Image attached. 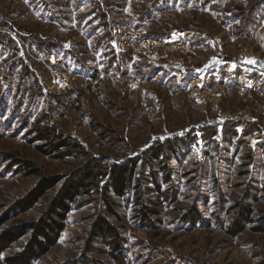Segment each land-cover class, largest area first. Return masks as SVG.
<instances>
[{"label": "rangeland", "instance_id": "1", "mask_svg": "<svg viewBox=\"0 0 264 264\" xmlns=\"http://www.w3.org/2000/svg\"><path fill=\"white\" fill-rule=\"evenodd\" d=\"M128 160L157 184L108 210ZM0 264H264V0H0Z\"/></svg>", "mask_w": 264, "mask_h": 264}, {"label": "trees", "instance_id": "2", "mask_svg": "<svg viewBox=\"0 0 264 264\" xmlns=\"http://www.w3.org/2000/svg\"><path fill=\"white\" fill-rule=\"evenodd\" d=\"M56 147H58V145L54 144L52 145L51 149H55ZM47 151L48 150H46V152ZM163 153L164 150L162 149L161 144V146L153 148L148 159L149 161L157 160L159 157L163 156ZM136 168V160H128L123 163L113 164L112 167L105 173L106 180L104 181V184L97 186V188L93 189L91 193L96 192L100 199H102L103 202L106 204L108 210H112L111 204H113L108 199L110 194H115L116 196L122 197L126 193H130L131 191H133L132 194L136 197L137 202L140 203V197L142 193L147 192V190L149 189V184H157V179L159 177L158 173L155 170H151L148 172V177L141 176L140 178H136ZM98 175H101V173L93 171V168L90 167L83 170V172L78 178L71 181L67 186L66 190L63 192L61 198H59L50 207L49 212L47 214L48 218L51 220L43 219L40 223L28 224L31 225V228L33 230H35V235L44 236L46 239H49L50 236L53 235V237L51 236V240H49V242H54L56 239V235H58V231L61 230V225L57 226L53 220V217H64L69 210V203H72L74 198L77 197V195H80L84 192L90 193L88 187L93 185V180L97 179ZM138 210L142 213L148 211L147 208L144 207V205H140ZM246 211H248V208L246 209ZM196 217V214H191V219H189V222H193V219H195ZM244 218L247 219L246 216ZM92 234L94 236L99 237L100 239H103L105 242H108L110 238L112 248L115 249V251H117L120 247V239L118 235L114 230L111 229L110 226H108L107 222L101 218H98L97 222L94 224L92 228ZM93 239L95 238L93 237ZM43 245H45V242H39L29 247L23 255L22 261L24 263H29L31 260H33L39 254V250H37V247H43ZM14 261L15 259H13V262Z\"/></svg>", "mask_w": 264, "mask_h": 264}]
</instances>
